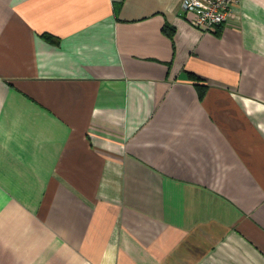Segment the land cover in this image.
<instances>
[{
  "label": "crops",
  "instance_id": "obj_1",
  "mask_svg": "<svg viewBox=\"0 0 264 264\" xmlns=\"http://www.w3.org/2000/svg\"><path fill=\"white\" fill-rule=\"evenodd\" d=\"M181 3L0 0V264H264V0Z\"/></svg>",
  "mask_w": 264,
  "mask_h": 264
},
{
  "label": "built area",
  "instance_id": "obj_2",
  "mask_svg": "<svg viewBox=\"0 0 264 264\" xmlns=\"http://www.w3.org/2000/svg\"><path fill=\"white\" fill-rule=\"evenodd\" d=\"M240 0H182L183 12L191 14L192 24L204 33L214 34L233 17Z\"/></svg>",
  "mask_w": 264,
  "mask_h": 264
},
{
  "label": "trees",
  "instance_id": "obj_3",
  "mask_svg": "<svg viewBox=\"0 0 264 264\" xmlns=\"http://www.w3.org/2000/svg\"><path fill=\"white\" fill-rule=\"evenodd\" d=\"M167 29H169V28H167ZM173 33H174V30L170 29L169 34H170L171 39L173 37ZM43 37L45 39H47L48 41H54V39H52L50 36H43ZM189 78L191 79V81H193V83H194V85L198 91L199 97H203L204 93L206 92V88H207L206 85L204 84V82L200 78H198L194 75H189Z\"/></svg>",
  "mask_w": 264,
  "mask_h": 264
}]
</instances>
